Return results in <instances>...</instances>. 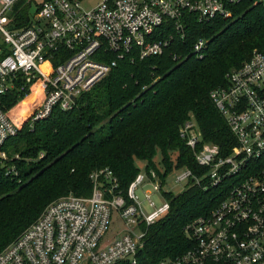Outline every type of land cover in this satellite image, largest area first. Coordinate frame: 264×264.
<instances>
[{"label": "built area", "instance_id": "obj_1", "mask_svg": "<svg viewBox=\"0 0 264 264\" xmlns=\"http://www.w3.org/2000/svg\"><path fill=\"white\" fill-rule=\"evenodd\" d=\"M17 1L0 0V166L14 176L15 166L4 148L16 137L19 122L4 108V96L33 87L20 112L32 127L55 108L71 110L80 95L134 48L143 59L163 54L175 38L184 40L185 15L205 22L230 17L229 7L243 0H102L91 9L82 8L80 0H44L28 13L26 25L11 29ZM168 25L173 33L153 39L158 28ZM192 46L202 58L205 41L198 39ZM111 54L114 58L109 59ZM225 78V87L209 95L235 145L223 157L218 145L203 142L195 121L185 122L179 137L205 173L197 178L184 168L176 183L200 185L205 179L212 188L233 181L212 212L186 224L191 247L158 264H264V52L254 51ZM147 175L152 191L140 192L146 184L138 174L122 192L109 169L92 172L90 195L69 193L52 201L3 248L0 264H136L148 227L169 210L165 197L158 207L151 201L165 182L152 170ZM111 225L122 228L114 239L107 237Z\"/></svg>", "mask_w": 264, "mask_h": 264}, {"label": "trees", "instance_id": "obj_2", "mask_svg": "<svg viewBox=\"0 0 264 264\" xmlns=\"http://www.w3.org/2000/svg\"><path fill=\"white\" fill-rule=\"evenodd\" d=\"M31 6V1H17L11 29L28 23ZM229 8L230 17L207 22L185 15L184 40L175 38L163 54L143 59L134 48L108 76L80 95L71 110L62 113L55 108L47 119L32 127L25 123L16 137L7 140L4 149L17 176L0 166V252L52 201L69 193L90 195L89 176L98 169H109L122 192L139 174V162L162 183L172 171L184 168L202 178L205 170L179 137L180 127L189 120L199 127L203 142L218 145L223 157L230 153L234 138L209 93L225 87L226 73L239 68L254 51L264 52V4L243 0ZM171 30L162 26L153 39ZM198 39L205 41L202 58L192 52ZM32 89L4 96L5 109L24 101ZM16 154L18 158L12 159ZM158 154L163 173L154 161ZM231 181L211 188L203 179L200 185L189 182L177 195L163 192L169 210L148 227L136 264H158L189 249L186 224L212 212Z\"/></svg>", "mask_w": 264, "mask_h": 264}, {"label": "rangeland", "instance_id": "obj_3", "mask_svg": "<svg viewBox=\"0 0 264 264\" xmlns=\"http://www.w3.org/2000/svg\"><path fill=\"white\" fill-rule=\"evenodd\" d=\"M25 2L31 1L32 6L29 9V14H33L34 10H35V4L38 5L40 3H42L43 0H24ZM82 2V8L84 9H91L94 6H96L97 4H99L102 0H80ZM262 3L264 4V0H261ZM32 99V97H31ZM30 99V101H31ZM5 108V107H4ZM25 108V104L22 102H19L18 104H16L14 107H12L11 109H6L7 112H10L12 114L13 117H16V120L19 122V128L22 127V125H24L25 123H27L28 121L26 120V117L24 116V114L20 113L21 110L24 111ZM24 113V112H23ZM29 124V123H28ZM30 125V124H29ZM154 161L156 163V165L158 166V169L160 170L161 173H163L164 171V167L160 164L161 162V156L160 154H158L155 158ZM138 168H139V174H142L145 178V187L143 186V190H140V192L143 191H147V190H151L152 191V186L149 185L150 182L152 181V179L150 177H148L147 173L145 172V164H143L142 162H139L138 164ZM183 171H185L184 169H179L172 171L170 174H168V176L165 179V183L162 187L161 192L159 193H155L153 192L152 194V199L151 201L153 202V204L158 207L161 206L164 202L163 200V192H171L175 195L180 194V192H182L187 186L188 183L186 182H179L176 183V178L177 176H179L180 173H182ZM137 192V194L139 195L140 199L143 200V194ZM144 209L148 212H150L152 210V208H150L149 206H147V204H143ZM115 220V218H113V221ZM114 227L111 228L107 234L108 239H114L116 238L117 235H119V233H121L122 228H117L116 230L113 229Z\"/></svg>", "mask_w": 264, "mask_h": 264}]
</instances>
